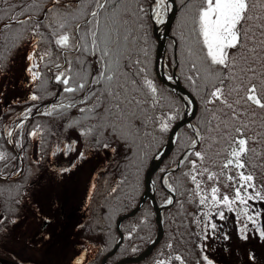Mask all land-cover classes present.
<instances>
[{"label": "snow or ice", "instance_id": "6c2138e0", "mask_svg": "<svg viewBox=\"0 0 264 264\" xmlns=\"http://www.w3.org/2000/svg\"><path fill=\"white\" fill-rule=\"evenodd\" d=\"M172 17V56L163 64L153 56L149 33L159 26L168 35L166 22ZM89 55L95 57V69ZM18 59L23 82L14 83L27 91L3 98L9 111L13 103L25 106L0 136L3 145L19 149L11 153L17 161L11 171H0V229L6 232L20 220L25 204L40 216L42 229L54 223L44 202L51 208L55 200L34 189L32 173L41 172L42 178V171L51 172L59 180L93 155L103 152L111 161L124 145V167L115 181L124 186L131 161L136 168L142 163L144 138L171 132L169 141L175 136L182 146L171 174L179 173L184 186L166 184L169 171L163 170L168 198L162 206L179 203L177 193L195 206V218L180 221L187 223L189 237L195 236V264H218L210 250L235 240L244 241L243 264H258L257 249L264 250V0H0L5 81ZM157 65L162 80L178 84V72L189 91L166 95L154 75ZM193 96L202 110L195 124L186 119L196 115ZM41 115L60 123L53 129L33 121L27 137L38 147L25 167L24 127ZM185 126L188 137L179 131ZM149 127L151 133L144 131ZM7 150H0V160H6ZM61 156L67 163L59 162ZM26 172L27 182L20 179ZM118 192L110 186L109 200ZM91 198L88 191L85 199ZM112 212L106 203L99 219L110 221ZM51 236L42 230L33 242ZM164 248L153 264H188L172 240ZM228 250L234 254L232 247ZM16 258L25 264L23 257ZM87 259V249H81L72 264H87Z\"/></svg>", "mask_w": 264, "mask_h": 264}, {"label": "rangeland", "instance_id": "374dc122", "mask_svg": "<svg viewBox=\"0 0 264 264\" xmlns=\"http://www.w3.org/2000/svg\"><path fill=\"white\" fill-rule=\"evenodd\" d=\"M177 1V3H179V0ZM149 34L152 37L154 46L153 56L155 55L156 57L157 41L153 35V29H150ZM171 56L172 51L167 47L166 64L170 61ZM22 63L23 61L19 59L15 68L8 73L7 81L4 80L3 75H0V109H3V111H5L3 107L4 97L11 98L14 95L23 96L27 91L26 86L20 88L19 85L14 83L18 78H20L21 83L23 82L21 73ZM177 75L179 77L178 72ZM11 78H13L12 81ZM5 84L6 88L4 87ZM2 134L3 132L0 124V136H2ZM42 134L43 133H41V135ZM166 134L168 136L169 133H164V136H166ZM181 135L188 137L190 132L187 129L185 132L181 133ZM32 143L33 155L38 145L34 141H32ZM181 147V144L178 142V148L174 156L180 154ZM2 149L0 145V150ZM154 154L156 155L157 153H149L146 159L143 158L142 163L137 169L135 168L132 173L137 179L136 189L140 197L144 192L145 173ZM5 155L6 158L9 156L6 153ZM104 157L105 153L102 152L99 156L93 155L83 163L78 162L76 168L70 173L65 174V176L59 180H57L51 172L42 171V178L41 172L32 173L31 179L34 182V189L41 194L51 193L55 200L51 208L48 207L47 201L44 202L45 214L55 218L54 223L47 226L44 230L51 232L52 236L48 240L41 239L33 242L37 234L41 232V218L38 214H33L31 205L25 204V208L20 214V220H18L15 225L9 227L6 232L0 229V256L10 260H17L16 254H18L20 257L24 258L25 264H72L73 257L80 252L81 249H87V263L94 257H97L98 263L101 264L102 258L113 248L112 242L116 241L118 238L117 233H115L111 227L103 226L104 222H106V225L108 224L107 220L105 219L102 222L99 219L102 206L107 203L106 201L101 205L105 197L95 193L98 186L104 184L100 183L97 185L98 177L101 173L104 174V168L109 161V159H105ZM58 160L61 164L67 163V158L65 157H58ZM175 161L176 159L174 157L168 166H174ZM27 164L28 160L25 162L26 167ZM47 166L48 164L45 162L44 167L47 168ZM2 170H4V168L0 169V171ZM28 179L29 174L26 172L23 180L28 181ZM90 183H95V189L89 188ZM88 191H92V198L90 200L85 199ZM98 206L100 207L97 209ZM119 207V204L112 206L113 212L111 218L116 217L117 219L120 215L126 213V210L123 212L124 209ZM136 221L137 219H133L126 222L125 227H123V234L125 231L127 233L134 229L135 227L132 228L130 225L135 224ZM127 238L129 244L136 243L138 231L134 233L132 237L127 236ZM243 244L244 241L241 240L230 242L228 247L234 249V254L229 253L228 247L223 246V242H221V245H214L213 249L210 251L216 257L218 264H240L244 259V250H242ZM173 245L177 250L181 247L180 243L173 242ZM185 246L186 256L184 257L187 259L188 264H191L190 256L193 248L196 246L195 238L188 237V242ZM133 248L135 247H132V252L134 253L132 256H135L138 250L135 249V251H133ZM257 253L258 264H264V250L257 249ZM124 257L125 256L119 257L118 254L117 257H115L116 259L113 258L109 263L114 264Z\"/></svg>", "mask_w": 264, "mask_h": 264}, {"label": "trees", "instance_id": "16d2710c", "mask_svg": "<svg viewBox=\"0 0 264 264\" xmlns=\"http://www.w3.org/2000/svg\"><path fill=\"white\" fill-rule=\"evenodd\" d=\"M178 2V1H177ZM175 25V23H174ZM173 25V27H174ZM170 41L168 40V43ZM167 43V47L168 44ZM155 57V55H154ZM88 63L92 66L93 69H95L97 67L96 61H95V57L89 55L87 58ZM19 59L17 60L16 63H18ZM166 64V62H165ZM171 70V69H169ZM154 75H156L154 73ZM157 78V77H156ZM13 80V78H11V81ZM181 83L186 87L184 81L182 78H180ZM157 84L158 86H160L161 88H163L164 92L166 95H175V96H179L178 94H175L171 89H169L168 87L164 86L163 84H161L158 79H157ZM187 88V87H186ZM198 101V106H199V110L197 113V116L194 119L193 124L196 123L197 121V117L201 115V107H200V101L198 98H196ZM45 103L48 102V99H46L44 101ZM25 105L23 104H16L13 103L10 105V111L9 109H5L4 116L0 117V124H1V130L3 132L2 136H4V131H3V127L5 124H7V126L9 128H12L14 126V124L16 123V120L19 118V112L20 110L24 107ZM159 106L157 107V111H159ZM166 111V110H165ZM15 114V115H13ZM12 117V119H9V117ZM33 121H39L43 124H45L46 127H51V128H56L58 126V124L60 123V121L58 120H50L48 117L46 116H36L34 118H32V120H29L26 122L25 127H24V138L26 140H29V143L26 146V155L24 157V165L25 162L27 160H29L32 156V151H33V143L30 140V138L27 137V130H30ZM187 130V127H183L182 129H180V133H183ZM144 131H147L149 133L152 132L151 127L144 129ZM16 138H20V132L17 131L15 133ZM167 134L166 136L161 135L159 133H155L154 136H152L151 134L147 137L144 138V157L146 159V156L149 153H158L157 149L161 150L166 142H167ZM1 147L4 148L6 147L8 150L6 152V154H8L9 156L6 158V160H0V169H5L7 168L8 171H11L12 166H14L15 163H17V161L13 160L11 158V153L13 155H15L16 151H19V149L13 150L11 148L10 145H3V142L1 140L0 143ZM178 148V142L176 140V146L173 150V152L171 153V155L165 159V161L163 162V164L161 165V167L158 169V171L155 173L153 180L154 183L156 185V199L158 202L159 206H162L163 202L168 198V192L166 191V189L161 185L160 183V178L163 174V170H170L173 169L174 166H168L169 163L173 160V158L175 157V159L177 160L179 155L177 154L176 156H174L176 150ZM127 155V147L124 145L120 146V154L119 156L112 158L111 161H108V163L106 164V167L104 168V174H100V176L98 177V182L97 185L100 183H104L100 186H98V188L96 189V194L97 195H103L105 197V200H103V202L101 203L104 204L106 201L107 203L111 204V207L119 204L120 207L124 209L123 212L126 213L132 211L136 206H137V202L138 200H140V195L138 196V190L136 189L137 187V179L135 178L134 175H132V173L135 170V161H131L129 168L126 172H124V175L127 177V182L124 186H120L118 183H116L115 181H118L120 179V174L123 171V161L125 156ZM129 159L131 160V158L129 157ZM26 167V166H25ZM137 169V168H136ZM107 175V176H106ZM25 177V176H24ZM24 177H20V179H23ZM106 177V179H105ZM179 178V179H178ZM27 182V181H25ZM167 183H171V184H175V183H179L181 185V190H183V177L180 176L179 173H175L170 174L169 177L167 178V181L165 182ZM110 186L111 187H118L119 188V192L115 195V198L112 200H109V195H110ZM189 187H194L192 185H188ZM177 195V200L179 201V203L174 204L171 208L166 209L165 211H163V224H164V228H165V232H164V237L162 239V241L155 247L153 253L144 261L139 262V263H132V264H153L154 258L157 256L158 252H160L161 250L167 251L166 248H164V245H166L168 240H172L174 243H180L181 247H179V250L183 253L184 256H186V246L185 244L188 242V232L186 231L187 223H185L184 225H180V221L181 219H183L185 222H187L190 219H194L195 216L193 215L195 212V206L190 203V202H186L188 201V197L184 196L181 197L178 193ZM100 205V206H101ZM181 205H183V207H181ZM98 206L97 209L100 207ZM155 212L150 204L149 201H147L144 206L141 208V210L132 218L127 219L126 221L123 222L122 224V229L123 227H125L126 222L133 220V219H137L135 224L130 225L132 228L135 227V229H137L138 231V238L136 243H128V238H127V233L125 231L124 235V240L122 242V244L119 247V250L117 251V253L111 257L108 260V263L110 260H112L113 258L117 257V255L119 254V257L125 256V257H129L134 255V253L132 252V247H135L137 251V253L135 254L138 255L139 253H141L142 251H144L148 245L155 239L156 236V231H157V224L155 219ZM107 220V219H106ZM116 217L115 218H111V220H107L108 224L106 225V222L103 223V226H109V228L111 227L115 233H117L116 230ZM114 221V223H113ZM103 222V221H102ZM178 225H180L179 229H178ZM124 231V229L122 230V232ZM191 231H195L194 226H192ZM181 234H183V239H181ZM118 235V233H117ZM193 238H195V236H192ZM119 240V235L118 238L116 239V241L112 242L113 247L115 246V244L118 242ZM177 250V249H176ZM123 254H121V253ZM196 246L193 248L192 254L190 256V263L191 264H195V259H196ZM122 255V256H121ZM116 259V258H115ZM120 259V258H119ZM99 264L97 257H94L91 261H89L87 264ZM110 264V263H109Z\"/></svg>", "mask_w": 264, "mask_h": 264}, {"label": "water", "instance_id": "95a60500", "mask_svg": "<svg viewBox=\"0 0 264 264\" xmlns=\"http://www.w3.org/2000/svg\"><path fill=\"white\" fill-rule=\"evenodd\" d=\"M174 21H175V18L172 17L170 22H166L168 24V35L164 34V28L163 27H162V30H159L158 26L154 29V35H155L156 39H157V37H159V39H157L156 58H158L160 60V62L163 64H164V57H165V51H166V42L170 36L171 28H172ZM155 72H156V76H157L158 80L162 84H164L165 86L172 89L175 93L182 95V94H185L188 92V90L180 83V81L177 84L176 81L168 82L166 80V78H164L162 80L161 78L164 76V73L161 71L159 65L156 66ZM177 79H178V77H177ZM193 99L195 100V103L192 105V108L195 110V112L197 114L198 103H197V100L194 96H193ZM195 117H196V115H192V116L187 117L186 119L193 122ZM171 135L172 134L170 132L169 136H171ZM169 136H168L167 143L164 146V148L162 150H160L155 155V158H153L150 162V165L146 171L145 180H144L145 191H144L142 197L140 198L138 205L131 212L119 216L117 219V223H116V228H117V231H118L119 236L121 238V236L123 235V233L121 231L122 222L129 219V218L134 217L140 211V209L146 203V201L149 200L152 204L154 211H155V220H156L157 229H158L157 235H156L155 239L148 245V247L143 252H141L138 256L123 258V259L119 260L118 262H116L115 264H131V263H138V262L145 260L148 256L151 255V253L153 252L155 247L163 239L164 225H163V221H162V212L164 209L171 207V206H161L160 207L158 205L157 200H156V195H155V185L153 182V176L156 173V171L160 168V166L162 165L164 160L169 157L172 150L174 149L176 137L172 136V140L169 141ZM164 153H166V154H164ZM171 172H172V170L169 171V174ZM117 225H119V227H117ZM45 227L46 226H44L43 229ZM120 238H119V241L117 242L119 244V246L118 247L114 246V248L105 256V257H107V259H105V257L102 259V264H107V260L117 252V250L119 249L120 245L123 242V240H121ZM117 243H116V245H117ZM0 264H17V263L0 257Z\"/></svg>", "mask_w": 264, "mask_h": 264}, {"label": "flooded vegetation", "instance_id": "af4514ba", "mask_svg": "<svg viewBox=\"0 0 264 264\" xmlns=\"http://www.w3.org/2000/svg\"><path fill=\"white\" fill-rule=\"evenodd\" d=\"M15 262H18V261H15ZM240 264H243V261H241V263Z\"/></svg>", "mask_w": 264, "mask_h": 264}]
</instances>
